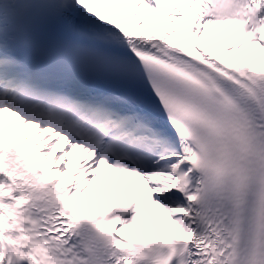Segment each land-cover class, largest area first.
I'll return each instance as SVG.
<instances>
[{
  "label": "snow or ice",
  "instance_id": "snow-or-ice-1",
  "mask_svg": "<svg viewBox=\"0 0 264 264\" xmlns=\"http://www.w3.org/2000/svg\"><path fill=\"white\" fill-rule=\"evenodd\" d=\"M0 264H264V0H0Z\"/></svg>",
  "mask_w": 264,
  "mask_h": 264
},
{
  "label": "bare ground",
  "instance_id": "bare-ground-1",
  "mask_svg": "<svg viewBox=\"0 0 264 264\" xmlns=\"http://www.w3.org/2000/svg\"><path fill=\"white\" fill-rule=\"evenodd\" d=\"M133 23H134V21H133ZM154 26H156V24H154L152 27H154ZM238 55H239V54H238ZM242 58L247 59V60L255 59V54L252 55V56H249V57H242ZM13 119H14V118H13ZM8 123H9V125H10V124L12 123V121H9Z\"/></svg>",
  "mask_w": 264,
  "mask_h": 264
}]
</instances>
